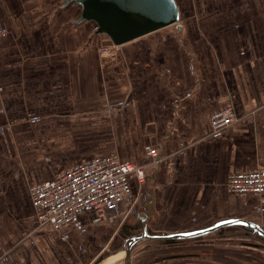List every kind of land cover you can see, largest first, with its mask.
Returning <instances> with one entry per match:
<instances>
[{
  "label": "crops",
  "instance_id": "0c3cea01",
  "mask_svg": "<svg viewBox=\"0 0 264 264\" xmlns=\"http://www.w3.org/2000/svg\"><path fill=\"white\" fill-rule=\"evenodd\" d=\"M20 1L0 0V25L8 31L0 40V264H85L95 235L100 250L108 249L102 236L117 238L115 215L98 219L89 209L59 230L40 227L30 195L33 184L99 155L147 164L143 183L130 177L132 196L143 198L136 220L122 222V231L125 223L135 229L139 215L152 220L155 187L167 226L154 231L264 212V196L226 186L230 174L264 167V0L212 3L223 1L230 40L247 39V50L195 52L181 24L184 5L175 0V30L170 24L122 44L124 62L117 52H98L106 34L96 32L95 20H80L81 5ZM226 105L238 120L222 137L206 139L211 114ZM21 133L34 136L25 140L34 155L54 153L27 158L24 142L13 139ZM75 134L79 140L68 141ZM48 136L55 141L41 139ZM151 147L160 162L149 163Z\"/></svg>",
  "mask_w": 264,
  "mask_h": 264
},
{
  "label": "rangeland",
  "instance_id": "374dc122",
  "mask_svg": "<svg viewBox=\"0 0 264 264\" xmlns=\"http://www.w3.org/2000/svg\"><path fill=\"white\" fill-rule=\"evenodd\" d=\"M23 1L27 2L28 0H22L20 2ZM223 1L221 3H223ZM37 2L38 0H34L33 4ZM213 2H216V0H182L185 12L183 14L184 16L181 24L184 29L185 38L189 41L188 43L191 42L193 44L195 52H231L230 49L232 48L237 49L235 52L242 49L247 50V39H235L234 41L230 40L231 33L229 35V32L233 29V26L225 19V16L227 15V7L221 6V3L216 6V4H212ZM200 4H204L206 6V10L204 12L199 10ZM221 7L224 8L225 14L223 16H218L219 12H223L221 11ZM196 10H198L197 14ZM253 12L256 11L252 10V13ZM256 16H258V14H256ZM192 22L195 24H192ZM174 24L175 25H173L172 28L175 30L176 23ZM242 26L243 24L240 21V27ZM262 28L263 27L260 26L259 29ZM5 29L7 30L6 27ZM7 34L8 31L6 35H0V40L5 38ZM247 36L253 37V34H247ZM99 43L104 45H100L101 47L99 46L98 52L102 53L104 48L113 46L107 52H120L121 61L124 59L121 54L122 52H125L124 47H122V45L114 46L115 44L113 45L111 43L107 34L99 40ZM262 50H264V48ZM250 51L251 50H249V52ZM43 137L40 138L45 140L52 139L55 141L54 136H48L47 138ZM33 138V135L21 133L19 136L17 134V137H14L13 139L19 143L24 142L28 151L26 153L27 158L29 159H33V157H37L40 154L42 155V158H44L54 153L53 151H48L44 153L39 152V154L34 155L30 152V148H28L29 145L25 141H32ZM67 139L68 141L74 139L79 140V136L76 134L73 136L70 135ZM206 139L208 138L206 137ZM48 142L52 141L50 140ZM40 163H42V160H40ZM35 167L38 172L40 167L39 162L35 164ZM146 190L144 189V191ZM155 191L156 209L153 213L154 217L150 222H148V225L156 229H164V226L166 227L167 225H162L159 217L161 194H159L158 187H155ZM141 198H143L142 194H139L138 197L133 195L123 202L124 205L123 207L122 205L120 206V210L118 212H112V215H115L112 216V220L115 222V228L112 230L115 231V236L117 238L115 241L111 242V232L109 235L102 236L103 240L102 238L101 240L103 242L104 237L105 241L108 239V242L105 244L108 249L100 250L103 245L100 244V241L98 242L99 236L95 235L94 239L89 240L91 246L90 254L86 256L88 252L86 250L84 251L82 261H84L85 264H95L101 256H104V260L98 264L124 263L125 250H119L116 253H114V250L121 247L127 236V233L121 230L122 224L124 222H134L136 220L135 212L140 209L139 205L141 203ZM245 215L264 225V212H258L253 209L250 214ZM130 231H133V233L138 232L137 229L132 228ZM76 241L81 242L80 239ZM107 243H109V245ZM261 244H264V238L255 233H249L248 230L242 228L241 226L220 228L202 237L182 239L176 242H165L161 239L145 238L140 240L132 248L131 264H264V247L261 246ZM97 253L102 255H95Z\"/></svg>",
  "mask_w": 264,
  "mask_h": 264
},
{
  "label": "built area",
  "instance_id": "2783aa9c",
  "mask_svg": "<svg viewBox=\"0 0 264 264\" xmlns=\"http://www.w3.org/2000/svg\"><path fill=\"white\" fill-rule=\"evenodd\" d=\"M6 33L5 27L0 25V35ZM111 47L104 48L102 53H110L107 51ZM237 120L238 115L232 105L213 112L205 138L222 137ZM148 154L152 156L149 163H158L162 159L155 147L149 148ZM146 165L122 160L117 155H99L33 184L30 195L37 211L38 225L59 230L77 223L89 209L95 211L98 219L118 212L121 204L132 196L131 175L143 183ZM226 186L231 193L264 196V167L234 172L228 176Z\"/></svg>",
  "mask_w": 264,
  "mask_h": 264
},
{
  "label": "water",
  "instance_id": "95a60500",
  "mask_svg": "<svg viewBox=\"0 0 264 264\" xmlns=\"http://www.w3.org/2000/svg\"><path fill=\"white\" fill-rule=\"evenodd\" d=\"M81 5L80 20H95L97 33L107 34L111 43L122 45L135 38L164 26L174 24L179 20V11L175 0H69ZM120 53V52H119ZM117 52V56H120ZM147 217L140 215V223L130 231V224H124L123 231L127 233L123 244L117 250H125L123 264H131V251L135 244L145 238L161 239L165 242H176L182 239L202 237L223 226H241L249 233H255L264 238V225L260 222L240 217L221 218L184 231H154L148 225ZM259 246V245H257ZM264 247V244H261ZM104 260L101 256L95 264Z\"/></svg>",
  "mask_w": 264,
  "mask_h": 264
}]
</instances>
